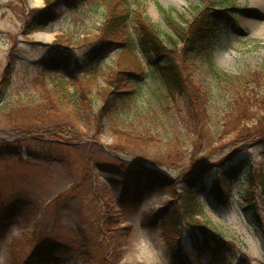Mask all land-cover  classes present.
<instances>
[{
  "label": "rangeland",
  "instance_id": "1",
  "mask_svg": "<svg viewBox=\"0 0 264 264\" xmlns=\"http://www.w3.org/2000/svg\"><path fill=\"white\" fill-rule=\"evenodd\" d=\"M38 1L39 6L32 0H0V139L10 141L0 146V206L2 199L24 197L28 202L0 241V264H12L20 253L28 255L34 245L47 241L82 243L81 233L91 240L93 258L64 264H177L171 250L175 241H179L184 256L196 263L192 228L184 224L182 230L173 229L177 212L167 207L177 199L173 187L181 191L186 179L199 178L205 172L211 180L216 179L223 170L243 161V170L232 184L230 206L212 205L204 197V216L199 220L209 221L212 234L230 247L228 264H264V214L260 229L241 205L249 173L264 169V141L237 145L226 118L229 110L236 109L228 85L247 99L252 94L259 96L257 100L264 97V85L261 88L242 81L243 86L236 88L235 82H223L209 73L204 57L198 62L197 84L206 99L197 108L191 91L170 95L154 57L141 54L146 79L114 115L101 120L93 117L91 130L63 118L37 121L36 110L18 105V100L33 93L39 81L51 83L65 76L67 70L79 73L86 53L96 46L95 35L105 20L100 0H64L53 23L25 34L30 16L45 8L44 0ZM131 1L168 33L171 30L165 12L187 25L208 3ZM218 5L219 24L205 48L219 69L239 81L252 80L253 75L264 73V0H232ZM40 32L49 34L50 39L38 40ZM132 33L138 37L136 27ZM59 36H68L71 42L56 48ZM58 52L68 56L69 69L46 70L45 62ZM117 58L115 52L106 55L101 68L110 71ZM100 81L104 83V78ZM250 104L256 105L247 102L249 108ZM94 106H100L96 98ZM117 133L137 140V146L117 144ZM23 137L27 138L14 141ZM150 138L154 145H148ZM5 147L10 150L5 151ZM136 160L146 171L164 178L168 186L135 196L126 174ZM162 210L166 212L157 217ZM110 212L115 213L112 227L105 224ZM203 258L204 264H217L209 254Z\"/></svg>",
  "mask_w": 264,
  "mask_h": 264
},
{
  "label": "trees",
  "instance_id": "2",
  "mask_svg": "<svg viewBox=\"0 0 264 264\" xmlns=\"http://www.w3.org/2000/svg\"><path fill=\"white\" fill-rule=\"evenodd\" d=\"M64 0H44L45 8L35 12L27 20L25 34H32L35 31L53 23L57 18V10ZM82 0H76L79 3ZM99 1V0H98ZM104 8L105 20L99 32L95 35L96 44L85 55L84 64L79 66V73L69 71L70 62L65 53H57L45 62V69L48 71H68L62 78H55L51 83L43 80L37 83L33 93L18 100V105L32 106L37 112V121H54L63 118L68 122H80L90 129V121L93 117L99 120L114 115L120 104H126L127 100L139 88L138 85L146 79V66L141 54L151 55L155 59L156 69L162 79L163 84L170 95L186 94L191 91L197 108L202 105L205 96L202 89L197 84L198 62L204 57V62L208 66L209 73L218 77L223 82L233 84L236 88H241L243 82L264 85V73L255 74L247 80L243 78L239 81L236 76L224 72L216 66L212 54L205 48L208 42L215 36L220 19L219 3L232 0H205L204 7L193 16L187 25L179 23L173 13L165 12V21L171 32L163 31L162 28L152 23L131 0H100ZM70 3V1H66ZM142 5L140 4V7ZM133 27L137 28L138 37L132 33ZM68 36H59L55 42L56 48L65 46L71 42ZM87 40H89L87 38ZM115 52L117 60L114 66L107 71L101 68L100 64L106 55ZM8 75V73H7ZM104 83L101 84L102 78ZM6 79V78H5ZM232 86V85H231ZM233 94V102L236 109L229 110L226 117L231 123L230 133L232 141L237 145L251 144L252 141H264V97L260 100L254 96L244 97L243 92L230 89ZM247 88V87H245ZM264 91V90H263ZM97 99L100 106L95 109L94 99ZM199 99V101H197ZM256 103L255 107L247 102ZM201 108V107H200ZM117 144L137 146V140L126 138L123 134L117 133ZM16 139L14 141H20ZM150 138L148 145H154ZM57 140H54L55 143ZM10 141L0 139V146L7 145ZM52 143V142H50ZM117 149L124 150L121 146ZM5 151L8 152L6 147ZM138 160L134 161V166L128 171L126 176L131 180V189L135 196L143 192H151V188L159 190L168 186L166 180L158 176L153 171L143 169ZM139 166L140 168H138ZM244 161L222 171V173L211 180L209 173H203L192 179H186L181 191L175 187L173 194L176 201L168 203L167 207L172 208L177 213L174 216L173 229L182 230L184 224L192 228L191 238L193 239V252L195 263L184 256V250L175 241L171 246L172 259L177 264H204L203 257L209 254L212 261L217 264H228L227 253L230 247L225 240L214 236L213 227L207 220H199V216H204L202 200L207 197L212 205L230 206L232 199L233 182L238 178L243 170ZM248 186L241 199L244 211L253 215L256 223L262 229V215L264 214V169L258 172H250ZM0 206V241L16 219L19 218L26 206L27 199L22 197L13 200L2 199ZM32 205V203H30ZM165 210L156 213L157 217L163 216ZM173 212V211H172ZM263 213V214H262ZM111 227L115 221V213H108L105 224ZM105 229L102 228L101 231ZM82 243L67 245L60 241H47L43 244L34 245L33 250L28 254L20 253V256L13 258L12 264H64L74 259L82 257L91 260V240L85 237ZM178 240V239H177ZM89 241V242H88Z\"/></svg>",
  "mask_w": 264,
  "mask_h": 264
},
{
  "label": "bare ground",
  "instance_id": "3",
  "mask_svg": "<svg viewBox=\"0 0 264 264\" xmlns=\"http://www.w3.org/2000/svg\"><path fill=\"white\" fill-rule=\"evenodd\" d=\"M32 3L33 5L35 6H39L40 5V2L38 0H32ZM37 39L40 40V41H48L50 39V35L47 34V33H39L37 34Z\"/></svg>",
  "mask_w": 264,
  "mask_h": 264
},
{
  "label": "water",
  "instance_id": "4",
  "mask_svg": "<svg viewBox=\"0 0 264 264\" xmlns=\"http://www.w3.org/2000/svg\"><path fill=\"white\" fill-rule=\"evenodd\" d=\"M5 139V138H4ZM5 140H7V139H5Z\"/></svg>",
  "mask_w": 264,
  "mask_h": 264
}]
</instances>
